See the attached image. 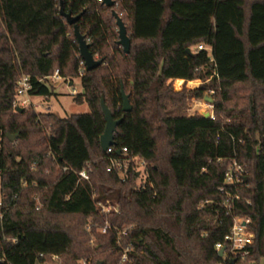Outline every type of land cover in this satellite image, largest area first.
Here are the masks:
<instances>
[{"label": "trees", "instance_id": "obj_1", "mask_svg": "<svg viewBox=\"0 0 264 264\" xmlns=\"http://www.w3.org/2000/svg\"><path fill=\"white\" fill-rule=\"evenodd\" d=\"M113 1L108 8L103 0H0V264H232L215 246L225 244L237 215L251 219L255 239L234 264H259L264 0ZM61 5L82 14L79 31L103 61L82 76L74 26ZM113 11L126 25L128 54L118 44ZM56 70L79 79L74 102L86 103L88 113L60 118L33 105L14 110L22 74L31 78L30 97L49 100L55 92L39 80ZM176 79L203 84L174 91L168 81ZM242 85L253 88L247 106L230 108ZM122 90L131 112H123ZM189 96L212 98L213 117L187 115ZM102 97L115 119L124 118L112 154L100 144ZM8 134L19 137L11 142ZM124 147L146 161L145 189L137 187L132 164L124 179L107 170ZM234 160L245 175L228 184ZM83 170L88 180L79 177ZM229 196L230 211L223 206ZM63 217L76 219L79 229L62 224ZM95 254L104 262H90Z\"/></svg>", "mask_w": 264, "mask_h": 264}, {"label": "built area", "instance_id": "obj_2", "mask_svg": "<svg viewBox=\"0 0 264 264\" xmlns=\"http://www.w3.org/2000/svg\"><path fill=\"white\" fill-rule=\"evenodd\" d=\"M198 50H211L210 47H205L203 45L198 46ZM86 72L85 65L79 69L78 74L82 76ZM63 78L60 76L59 70H56L52 75L41 78L40 83L50 86L51 83H56ZM32 88L31 78L26 74H22L17 82L16 87V99L14 102V110L17 111L19 108H25L31 105L29 91ZM212 106V105H211ZM213 107V106H212ZM213 117V113L210 114ZM114 146L108 148L107 153L112 154L114 152ZM127 148H122L118 151L119 154H123V158L110 157L107 170L109 172L117 171L122 179H124L125 171H127L130 164L133 165V170L137 172L138 179L144 178V183L141 184L139 189H145V185L148 180V165L146 161L141 159L139 156L129 157L127 155ZM66 170V168H64ZM245 175V170L243 167L238 164L237 161H233L231 168L226 175V183L228 184H237L241 182V177ZM79 177L82 179L88 180V174L86 171H81ZM223 191V189H221ZM239 199V197H236ZM233 198L231 196L223 203L224 208L230 211V204ZM102 207V211L107 213L110 208L106 205L99 204ZM2 199L0 196V219L2 218ZM251 219L244 216H234L232 226L225 236V244L217 243L215 249L219 252L221 249H224L223 258H228L231 261L238 259H244L247 257L251 250L250 247L254 244L255 235L254 232L250 229ZM107 228V226H106ZM106 228L103 229V232L106 231ZM125 234V233H124ZM57 259V256L53 257ZM127 256L124 255L122 261H126ZM39 264V262L37 263ZM86 264V263H85Z\"/></svg>", "mask_w": 264, "mask_h": 264}, {"label": "rangeland", "instance_id": "obj_3", "mask_svg": "<svg viewBox=\"0 0 264 264\" xmlns=\"http://www.w3.org/2000/svg\"><path fill=\"white\" fill-rule=\"evenodd\" d=\"M116 30L118 29L116 28ZM95 59L98 60V57H96ZM75 82L80 83L79 79H72L70 77L63 78L56 83L50 84V87L55 92V95L52 98L48 100L44 99L43 97L34 96L31 97L30 100L33 104L38 106L36 109L37 111L42 113L51 112L56 114L60 118L69 117L72 114L88 113L90 110L86 103L78 105L74 102V97L78 93H73V86L70 87L69 84L72 83V85H75ZM193 82L194 83H186V91L193 90L203 84V82L199 80ZM177 86H181V83H178ZM252 91L253 88H251V86L249 85L236 87L235 90H233L231 93V101L229 103L230 108L234 107L236 110L244 109L248 103L247 97L249 94H251ZM32 103L31 105H33ZM185 112L187 115H205L207 113L212 114L213 107L205 99H196L192 96H189L186 100ZM143 183L144 178L136 180L137 187H139ZM60 222L66 226H72L79 229L78 222L74 218L63 217L60 219ZM89 261L92 263H95L97 261L104 262V258L100 254H95L91 256ZM79 262L84 263L83 261ZM260 264H264V260H262Z\"/></svg>", "mask_w": 264, "mask_h": 264}, {"label": "water", "instance_id": "obj_4", "mask_svg": "<svg viewBox=\"0 0 264 264\" xmlns=\"http://www.w3.org/2000/svg\"><path fill=\"white\" fill-rule=\"evenodd\" d=\"M103 3L106 7L111 8L114 6V1L113 0H103ZM60 14L62 17H64L69 25L74 26V35L77 39V42L79 44V52L80 56L84 62L86 72L93 71L97 69L99 66L102 65L103 61L102 60H96L92 52L90 51V45L87 43L85 37L80 33L79 28L77 26V23L82 17V14L73 16L71 13H67L64 11L62 5L60 8ZM113 16L116 19V24L118 27V35H119V41L118 44L123 48L124 52L128 54L130 52V47H131V42L130 38L127 33V28L126 25L124 24L122 18L115 12L113 11ZM188 52L190 53V49H188ZM122 96H123V112L128 113L131 112L132 106L130 104V100L128 96L124 93L122 90ZM205 100L209 103L213 102V99L206 96ZM101 108L103 111V114L105 116V130L104 133L100 137V144L104 152H107L108 148L114 145L115 140H114V135L117 131V127L122 123L124 118H121L119 120L115 119L113 117V114L109 107L107 106L105 102V98L102 97L101 99ZM23 108H19L17 111L21 112ZM206 118L210 116L209 113L204 115ZM8 137L10 141L16 140L19 135H10L8 134ZM220 257H223L224 255V249H221L218 252ZM235 263V260H232V264ZM101 264V263H99Z\"/></svg>", "mask_w": 264, "mask_h": 264}, {"label": "crops", "instance_id": "obj_5", "mask_svg": "<svg viewBox=\"0 0 264 264\" xmlns=\"http://www.w3.org/2000/svg\"><path fill=\"white\" fill-rule=\"evenodd\" d=\"M178 83H181V86H177ZM189 83H193V81L189 82ZM168 84H171L172 85V88L174 91H180L183 89L184 86H186V82L184 80H180V79H176V80H169L168 81ZM70 87L73 86V93H80L82 92V88H81V85L79 82H75V85H72V83L69 84ZM180 88V89H179ZM32 103V102H31ZM33 104V103H32ZM34 105V108L37 109V105L33 104ZM37 111V110H36ZM39 112V111H38ZM264 260L261 259L259 264L261 263V261Z\"/></svg>", "mask_w": 264, "mask_h": 264}]
</instances>
